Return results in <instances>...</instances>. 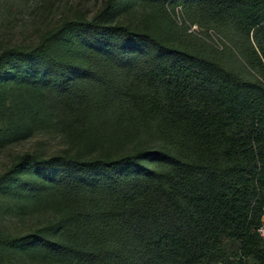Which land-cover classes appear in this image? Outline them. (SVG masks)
I'll list each match as a JSON object with an SVG mask.
<instances>
[{
    "label": "trees",
    "instance_id": "obj_1",
    "mask_svg": "<svg viewBox=\"0 0 264 264\" xmlns=\"http://www.w3.org/2000/svg\"><path fill=\"white\" fill-rule=\"evenodd\" d=\"M210 1L240 16L249 30L264 25V0ZM54 36L69 39L85 65H55L52 74L44 48L8 49L0 74L13 69L30 76L40 63V80L54 79L48 98L57 101L73 136L96 121V136L139 135L164 147H136L118 159L26 154L15 163L11 172L59 171L70 212L64 226L77 232L70 241L40 233L43 259L264 264V88H247L225 67L125 26L72 22ZM139 41L152 45L154 62L135 56ZM6 241L0 235V249ZM32 243L33 236L16 241Z\"/></svg>",
    "mask_w": 264,
    "mask_h": 264
},
{
    "label": "rangeland",
    "instance_id": "obj_2",
    "mask_svg": "<svg viewBox=\"0 0 264 264\" xmlns=\"http://www.w3.org/2000/svg\"><path fill=\"white\" fill-rule=\"evenodd\" d=\"M241 20L210 0H0V56L8 49L31 52L41 47L48 52L46 70L50 73L55 74L54 66L59 64L81 68L83 56L71 50L69 39L54 35L66 24L87 21L149 34L164 45L225 67L247 88H264V25L249 30ZM79 44L81 49L88 45L83 39ZM134 50L138 52L135 56L150 61L155 52L143 41L136 42ZM2 74L0 235L10 241L0 249V259L5 258L6 264H49L40 255V233L54 241H70L74 238L70 235L77 234L64 226L70 212L57 178L59 171L35 167L11 172L13 165L26 154L118 159L136 147L157 149L164 143L139 135L96 136V121L88 124L86 134L73 136L57 101L55 105L48 98L54 79L40 80V63L30 76L13 69ZM60 229L63 234H56ZM260 233L264 236V226ZM24 236H33L35 243L28 248L16 245ZM228 249L232 253L236 245L230 244Z\"/></svg>",
    "mask_w": 264,
    "mask_h": 264
}]
</instances>
